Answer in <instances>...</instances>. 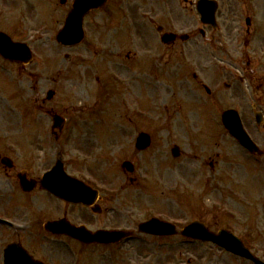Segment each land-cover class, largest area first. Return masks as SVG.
<instances>
[{
  "label": "rangeland",
  "instance_id": "obj_1",
  "mask_svg": "<svg viewBox=\"0 0 264 264\" xmlns=\"http://www.w3.org/2000/svg\"><path fill=\"white\" fill-rule=\"evenodd\" d=\"M122 1L110 0L104 11L86 18L85 40L64 47L57 33L69 9L60 0H0V30L34 54L26 70L0 58V145L11 140L16 153L41 157L64 150L80 167L87 160L91 185L105 197V211L93 216L97 229L137 235V225L153 216L180 229L199 220L214 232L226 228L245 239L264 260V169H251L245 150L221 124L226 98L222 102L215 93L218 107L207 104L206 91L188 78V72L201 71L193 64L203 62L201 53L196 50L191 63L185 50L191 44L164 47L156 32V24H167L188 33L184 0L169 6L163 0H126V8ZM188 13L200 28L196 11ZM50 92L55 95L49 100ZM53 114L75 125L69 142L53 136ZM243 118L251 134L250 111ZM142 132L152 146L139 152L135 144ZM115 136L118 143L111 147ZM94 138L98 154L92 151ZM36 144L45 151L39 154ZM175 145L180 158L172 155ZM126 160L133 172L123 167ZM58 207L64 215L66 206ZM37 238L48 243L39 254L46 264H251L212 243H183L182 236L86 248L65 237Z\"/></svg>",
  "mask_w": 264,
  "mask_h": 264
},
{
  "label": "flooded vegetation",
  "instance_id": "obj_2",
  "mask_svg": "<svg viewBox=\"0 0 264 264\" xmlns=\"http://www.w3.org/2000/svg\"><path fill=\"white\" fill-rule=\"evenodd\" d=\"M171 1L163 0L162 5L169 6ZM211 1L217 4L216 26L206 25L198 17L201 27L194 28L188 11L196 10L195 1L184 0L189 21L186 44H191L185 50L190 61L196 50L201 53L200 83L204 87L205 82L209 83L222 102L226 98V110L250 111L251 137L260 147L258 152H251V166L253 171L264 169V0ZM194 78L199 79L197 75ZM215 102L218 104L216 99ZM53 133L59 140V134L55 130ZM10 144L14 145L11 140L0 145V264H4L5 251L12 244L40 259L39 254L47 251L48 243L37 237L62 236L46 231L47 222L66 218L75 225L94 226L91 208L54 196L43 183L45 175L59 161L69 175L79 177L75 159H65L61 151L54 155L45 153L44 157L29 152L23 155ZM36 146L41 147L39 154L45 151L44 144ZM6 157L9 159L4 162ZM89 173L82 179L88 185ZM58 205L66 206L62 216Z\"/></svg>",
  "mask_w": 264,
  "mask_h": 264
},
{
  "label": "water",
  "instance_id": "obj_3",
  "mask_svg": "<svg viewBox=\"0 0 264 264\" xmlns=\"http://www.w3.org/2000/svg\"><path fill=\"white\" fill-rule=\"evenodd\" d=\"M106 1L107 0H76L74 9L67 18L65 28L59 35V40L68 45L79 43L83 39L84 15L92 9L101 7ZM0 53L6 58L12 60H21L24 63L32 60V54L27 45L14 43L7 35L2 32H0ZM56 120H58V118ZM227 127L243 145L251 149V141L243 132L238 119H236L234 124H227ZM148 144V137L143 136L140 139L139 147L143 148ZM174 153H176V150ZM57 172H60V170ZM54 188L55 186L51 188V190L54 193H58ZM65 192V188L59 189L60 195ZM95 194L97 195V192H95ZM77 197H79V200L76 199V201H82L84 198L82 194ZM52 227L54 226L52 225L51 228ZM141 229L152 234H172L174 232L173 227L170 224L159 222L157 220H152L151 222L141 225ZM65 231H67L65 233H68L73 237L88 243H109L117 241L123 236V233L121 232L100 231L97 233H91L82 228H67ZM185 234L194 238H199L201 240H210L215 243H219L229 251H233L237 254L251 258L249 251L243 247L241 242L227 232H223L221 235L217 236L210 233L202 224L196 222L186 228ZM7 258L9 259L6 261V264H41L31 261V259L26 255L25 257L20 256L18 251H13V253L10 252V254L7 252Z\"/></svg>",
  "mask_w": 264,
  "mask_h": 264
},
{
  "label": "bare ground",
  "instance_id": "obj_4",
  "mask_svg": "<svg viewBox=\"0 0 264 264\" xmlns=\"http://www.w3.org/2000/svg\"><path fill=\"white\" fill-rule=\"evenodd\" d=\"M162 92L165 94L164 91H162ZM182 92H184L186 94V92L184 90H182ZM185 101H188V100H185ZM0 106H1V103H0ZM190 116H192V114H190ZM10 117H14L15 118L16 116H15V114L13 112H11L10 113ZM117 139H118V136H115V137L111 138L110 141L108 142V144L112 147L113 145H115L116 143H118L117 142ZM99 145H100V142L97 139L94 138L93 139V142H92V151H94L95 154H98V152H99V149H100L99 148ZM192 159L195 160L196 158L195 157H192ZM166 171H168V168H166L164 170L165 173H166Z\"/></svg>",
  "mask_w": 264,
  "mask_h": 264
}]
</instances>
